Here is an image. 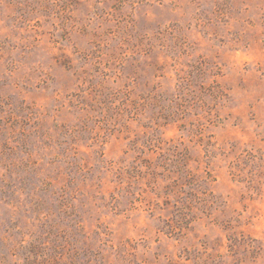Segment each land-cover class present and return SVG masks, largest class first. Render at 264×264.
<instances>
[{"label":"rangeland","instance_id":"1","mask_svg":"<svg viewBox=\"0 0 264 264\" xmlns=\"http://www.w3.org/2000/svg\"><path fill=\"white\" fill-rule=\"evenodd\" d=\"M0 264H264V0H0Z\"/></svg>","mask_w":264,"mask_h":264}]
</instances>
